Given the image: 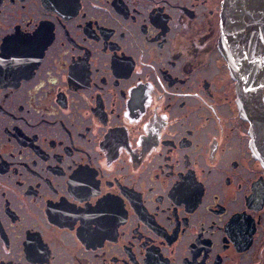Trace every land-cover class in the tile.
I'll return each instance as SVG.
<instances>
[{
	"label": "flooded vegetation",
	"instance_id": "af4514ba",
	"mask_svg": "<svg viewBox=\"0 0 264 264\" xmlns=\"http://www.w3.org/2000/svg\"><path fill=\"white\" fill-rule=\"evenodd\" d=\"M222 2L0 0V264H264Z\"/></svg>",
	"mask_w": 264,
	"mask_h": 264
},
{
	"label": "water",
	"instance_id": "95a60500",
	"mask_svg": "<svg viewBox=\"0 0 264 264\" xmlns=\"http://www.w3.org/2000/svg\"><path fill=\"white\" fill-rule=\"evenodd\" d=\"M220 50L235 81L240 116L264 168V0H223Z\"/></svg>",
	"mask_w": 264,
	"mask_h": 264
},
{
	"label": "snow or ice",
	"instance_id": "6c2138e0",
	"mask_svg": "<svg viewBox=\"0 0 264 264\" xmlns=\"http://www.w3.org/2000/svg\"><path fill=\"white\" fill-rule=\"evenodd\" d=\"M32 42L33 41H32V38L31 37H25V38H23V39H21L20 41L17 42V46H19V47H25V46L31 44ZM2 43L3 42H0V47H2ZM24 54L25 53H23V52H17L15 54H13L11 56V62L12 63H18L16 57L17 56H22ZM3 63H4V60H3V52L0 51V64H3Z\"/></svg>",
	"mask_w": 264,
	"mask_h": 264
}]
</instances>
